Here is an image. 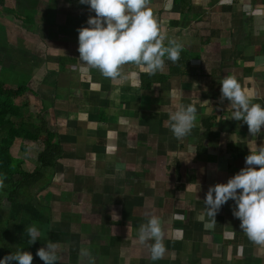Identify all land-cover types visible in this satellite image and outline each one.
I'll list each match as a JSON object with an SVG mask.
<instances>
[{
	"label": "crops",
	"instance_id": "crops-1",
	"mask_svg": "<svg viewBox=\"0 0 264 264\" xmlns=\"http://www.w3.org/2000/svg\"><path fill=\"white\" fill-rule=\"evenodd\" d=\"M166 2L148 0L147 6L164 43L175 38L183 45L185 64L171 73L165 58L155 74L168 78L146 88L141 77L148 72L133 84L98 68L83 70L77 29L95 15L87 4L6 0L0 6V80L34 93L29 108L44 109L63 145L57 177L52 173L38 199L45 200L40 203L50 234L58 236V264H90L89 254L95 264H264V244L242 231L232 199L213 227L204 226L209 186L227 182L246 166L250 151L264 147V125L252 134L246 122L231 118L230 101L220 99V80L235 74L255 93L252 102L264 104V17L242 7L264 0H173L171 8ZM29 14L36 18L31 25ZM27 27L34 35L26 36L31 47L23 48ZM122 67L140 71L131 63ZM173 89L181 95L173 96ZM181 103L195 104L197 117L190 134L177 138L168 117ZM153 215L166 246L156 260L137 239Z\"/></svg>",
	"mask_w": 264,
	"mask_h": 264
},
{
	"label": "clouds",
	"instance_id": "clouds-1",
	"mask_svg": "<svg viewBox=\"0 0 264 264\" xmlns=\"http://www.w3.org/2000/svg\"><path fill=\"white\" fill-rule=\"evenodd\" d=\"M87 4L95 15H90L86 26L78 31V52L82 68H98L100 72L113 79H129L133 84L140 83V72L150 74L162 71L165 58L172 61L179 59L183 45L175 38H169L165 44V34L161 31L159 22L148 0H79ZM173 0H167L165 7L171 8ZM231 3L232 0H223ZM243 10L256 17H264V5L253 7L251 3H243ZM131 63L140 71H123V65ZM248 79H251L249 77ZM221 97L230 101L231 118L246 122L249 131L257 134L264 125V104L252 102L255 93L241 83L235 74H229L220 80ZM93 87H99L93 84ZM173 96L181 95L173 89ZM197 107L195 104L181 103L169 113L168 124L177 138L190 134L195 126ZM123 119V117L121 118ZM109 136L116 135L115 130H109ZM193 152L189 158L195 154ZM245 167L227 179V182L210 185L205 195L204 204L208 220L205 228H211L216 223L215 216L221 206L229 199L236 207L233 215L241 220L240 227L248 238L264 244V147L250 151L245 157ZM259 167H255V166ZM0 176V187L3 186ZM239 190V191H238ZM205 220V215H201ZM27 232L32 241H36L39 229L35 225L28 226ZM163 231L160 218L153 215L138 229L137 239L141 244L150 247L153 260L159 259L166 251L163 242ZM151 241V243H149ZM58 244L48 240L44 247L37 249L36 255L45 264H55L58 259ZM90 264H95V258L89 254ZM32 264L33 254L30 251L18 249L0 258V264Z\"/></svg>",
	"mask_w": 264,
	"mask_h": 264
},
{
	"label": "trees",
	"instance_id": "trees-1",
	"mask_svg": "<svg viewBox=\"0 0 264 264\" xmlns=\"http://www.w3.org/2000/svg\"><path fill=\"white\" fill-rule=\"evenodd\" d=\"M5 1L0 0L1 7ZM182 57L180 52L178 60L169 59L171 73L185 64ZM167 78L155 73H143L141 86L146 88ZM32 94L26 85L10 86L0 80V176L4 181L1 190L10 206L6 216L0 214V258L22 249L33 254L32 264H45L36 255L37 249L44 247L48 240L57 243L58 236L50 234L46 225L49 217L43 213L44 205L37 199L51 183V177L48 178L47 174L54 173L58 163L64 159V150L58 135L46 121L44 109L40 108V115L35 121L25 118L23 110L29 108ZM36 145L39 148L36 164L30 169L26 167L25 158L29 157ZM14 148L18 149V155L14 153ZM31 225L39 229L34 242L27 232ZM58 263L57 259L55 264ZM11 264L17 262L12 261Z\"/></svg>",
	"mask_w": 264,
	"mask_h": 264
},
{
	"label": "rangeland",
	"instance_id": "rangeland-1",
	"mask_svg": "<svg viewBox=\"0 0 264 264\" xmlns=\"http://www.w3.org/2000/svg\"><path fill=\"white\" fill-rule=\"evenodd\" d=\"M43 1V0H42ZM44 6V4H43V2L42 3H40V10L42 9V7ZM36 20V18H35V15H33V14H29V16H28V24L29 25H31V24H33L32 23V21H35ZM0 22H3L1 19H0ZM22 24H25V25H28V24H26V23H22ZM27 28H29V27H27ZM212 27H211V24H209V25H207L206 26V34L208 33V30H210ZM31 29L32 28H29L28 30L27 29H25V31H27L25 34H24V36H25V40H24V42H22V47L23 48H28L29 47V45H30V47H31V44H30V42H28L29 43V45L27 44V42H26V39H28V37L29 36H33L34 35V33L31 31ZM3 32V31H2ZM28 35V37L26 38V36ZM20 39H23V37L22 36H19V35H17ZM13 39H15V40H13ZM16 35L13 37V38H11V40H13L15 43H17L16 42ZM28 46V47H27ZM16 47H18V45L16 46ZM20 47V46H19ZM19 47L18 48H16L17 49V51H21L20 49H19ZM3 64H5L4 62H3ZM2 64H0V66H1ZM17 77V73L14 75V77L13 78H16ZM5 81H8V79L5 77V78H3ZM20 79H22V80H24V78H22L21 76L19 77V79L18 80H20ZM34 106V108H25L24 110H23V113H24V115H25V118H27V119H30L31 120V118H33L32 120L33 121H35L36 119H37V116L38 115H40V108L38 109V108H36V105H33ZM49 115V114H48ZM38 151H39V148L37 147V145L36 146H34L33 147V149H32V151H30V153H29V157H26L25 159H26V167H29L30 169H33L34 168V166H35V164H36V159H37V153H38ZM14 153L16 154V155H18V149L17 148H14ZM51 175H52V173H48L47 174V176H48V178L49 177H51ZM53 178L54 177H57V176H55V174L53 173V176H52ZM53 178H50L51 179V181H53L54 179ZM53 179V180H52ZM57 181H59V180H57ZM40 197H43L42 195L40 196ZM39 197V198H40ZM38 200V199H37ZM45 200L44 199H40V202H44ZM73 201V200H72ZM9 208H10V206H9V202L7 201V196L5 195V193L1 190V187H0V214H2L3 216H6L7 215V212L9 211Z\"/></svg>",
	"mask_w": 264,
	"mask_h": 264
}]
</instances>
